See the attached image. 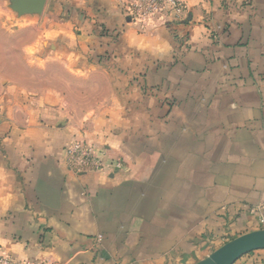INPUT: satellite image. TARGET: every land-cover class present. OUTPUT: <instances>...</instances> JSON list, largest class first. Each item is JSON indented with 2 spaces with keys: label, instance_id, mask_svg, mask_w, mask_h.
<instances>
[{
  "label": "crops",
  "instance_id": "0c3cea01",
  "mask_svg": "<svg viewBox=\"0 0 264 264\" xmlns=\"http://www.w3.org/2000/svg\"><path fill=\"white\" fill-rule=\"evenodd\" d=\"M98 1L43 19L22 72L0 61V257L195 264L264 229V0H180L145 28ZM78 141L108 166L72 168Z\"/></svg>",
  "mask_w": 264,
  "mask_h": 264
},
{
  "label": "rangeland",
  "instance_id": "374dc122",
  "mask_svg": "<svg viewBox=\"0 0 264 264\" xmlns=\"http://www.w3.org/2000/svg\"><path fill=\"white\" fill-rule=\"evenodd\" d=\"M118 1L121 7V0ZM97 4H99L98 0H48L40 16L18 17L9 8L8 0H0V61H8L9 65L12 60L18 62L19 69L16 72L20 70L22 72L26 61L22 59L23 49H29L28 46L32 44H36L37 48L41 47L43 19L50 20L52 25H56L62 19L70 17L72 11H77L76 14H79L87 10L88 13V10L90 11ZM120 9L124 12L122 7ZM33 75L37 78L42 77V74Z\"/></svg>",
  "mask_w": 264,
  "mask_h": 264
},
{
  "label": "built area",
  "instance_id": "2783aa9c",
  "mask_svg": "<svg viewBox=\"0 0 264 264\" xmlns=\"http://www.w3.org/2000/svg\"><path fill=\"white\" fill-rule=\"evenodd\" d=\"M124 14L140 28L151 23L165 22L169 17L180 16L185 6L180 0H121ZM68 164L76 171L103 170L109 163L103 161L104 153L98 152L91 145L78 141L68 147L66 151ZM258 214L259 222L264 227V203L252 210ZM0 264H29L16 261L8 257H0Z\"/></svg>",
  "mask_w": 264,
  "mask_h": 264
},
{
  "label": "water",
  "instance_id": "95a60500",
  "mask_svg": "<svg viewBox=\"0 0 264 264\" xmlns=\"http://www.w3.org/2000/svg\"><path fill=\"white\" fill-rule=\"evenodd\" d=\"M9 8L18 16H40L48 0H8ZM129 20V18L127 19ZM264 250V229L242 234L214 250L195 264H234L241 257Z\"/></svg>",
  "mask_w": 264,
  "mask_h": 264
}]
</instances>
